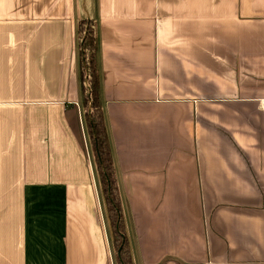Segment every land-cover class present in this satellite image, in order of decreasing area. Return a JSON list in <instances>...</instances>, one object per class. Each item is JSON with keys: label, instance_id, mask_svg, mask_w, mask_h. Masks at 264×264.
I'll list each match as a JSON object with an SVG mask.
<instances>
[{"label": "crops", "instance_id": "0c3cea01", "mask_svg": "<svg viewBox=\"0 0 264 264\" xmlns=\"http://www.w3.org/2000/svg\"><path fill=\"white\" fill-rule=\"evenodd\" d=\"M85 19L134 264H264V0H0V264H118Z\"/></svg>", "mask_w": 264, "mask_h": 264}, {"label": "trees", "instance_id": "16d2710c", "mask_svg": "<svg viewBox=\"0 0 264 264\" xmlns=\"http://www.w3.org/2000/svg\"><path fill=\"white\" fill-rule=\"evenodd\" d=\"M78 35L83 97L85 106L89 108L85 114V121L100 176L101 194L107 210L109 230L118 255V264H134L112 153L100 106L97 37L91 19L81 21Z\"/></svg>", "mask_w": 264, "mask_h": 264}, {"label": "rangeland", "instance_id": "374dc122", "mask_svg": "<svg viewBox=\"0 0 264 264\" xmlns=\"http://www.w3.org/2000/svg\"><path fill=\"white\" fill-rule=\"evenodd\" d=\"M99 194L102 195V194H101V190H99ZM101 200H102V198H101Z\"/></svg>", "mask_w": 264, "mask_h": 264}]
</instances>
